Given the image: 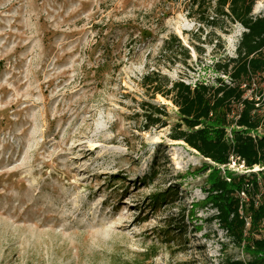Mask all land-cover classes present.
<instances>
[{
  "label": "rangeland",
  "instance_id": "374dc122",
  "mask_svg": "<svg viewBox=\"0 0 264 264\" xmlns=\"http://www.w3.org/2000/svg\"><path fill=\"white\" fill-rule=\"evenodd\" d=\"M214 6L0 0V264L248 261L207 199L211 163L170 139L177 109L140 85L149 69L191 85L229 83L214 64L236 57L245 29L214 25ZM252 16H264V0ZM172 35L180 44L166 52ZM142 102L165 108L167 126L145 128ZM228 169L260 171L235 161ZM168 191L171 201L155 208ZM175 219L185 228L172 239L164 234Z\"/></svg>",
  "mask_w": 264,
  "mask_h": 264
},
{
  "label": "trees",
  "instance_id": "16d2710c",
  "mask_svg": "<svg viewBox=\"0 0 264 264\" xmlns=\"http://www.w3.org/2000/svg\"><path fill=\"white\" fill-rule=\"evenodd\" d=\"M213 1L214 25L217 19H227L245 29L236 57L214 64V71L229 83L218 77L212 84L191 85L149 69L140 85L148 98L161 96L177 109L178 121L171 128L170 139L184 142L211 163L206 166L210 171L207 199L218 212L215 219L249 257L248 261L228 260L226 264H264V89L256 93L253 88L255 79L264 76V16H252L260 0ZM176 42L180 44L172 35L164 42V51H171ZM185 56L189 58L186 52ZM140 108L147 129L161 124L159 115H167L165 108L148 102H142ZM233 161L260 171L234 175L228 169ZM170 192L154 196V207L171 201ZM242 194L246 201L240 198ZM168 225L165 236L175 239L184 234L185 224L179 220Z\"/></svg>",
  "mask_w": 264,
  "mask_h": 264
},
{
  "label": "built area",
  "instance_id": "2783aa9c",
  "mask_svg": "<svg viewBox=\"0 0 264 264\" xmlns=\"http://www.w3.org/2000/svg\"><path fill=\"white\" fill-rule=\"evenodd\" d=\"M263 80H264V76H263ZM249 93H250V92H249ZM257 100H258V99H257ZM263 111H264V110H263ZM242 196L245 197L244 194H242Z\"/></svg>",
  "mask_w": 264,
  "mask_h": 264
}]
</instances>
